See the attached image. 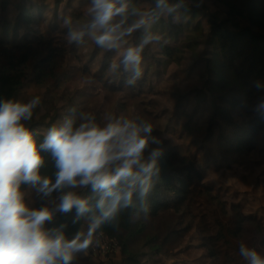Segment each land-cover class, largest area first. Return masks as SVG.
<instances>
[{
  "label": "trees",
  "instance_id": "16d2710c",
  "mask_svg": "<svg viewBox=\"0 0 264 264\" xmlns=\"http://www.w3.org/2000/svg\"><path fill=\"white\" fill-rule=\"evenodd\" d=\"M136 1L140 0H127V3ZM252 1L253 11L247 13L241 11L235 1L226 2L230 13L239 19L245 17L250 24L246 28L235 25L237 29L229 27L227 20L217 13L205 18L206 13L184 4L183 9L190 13L189 21L177 25V12L173 11L158 33L151 28L153 34H148V21L140 11L133 13L124 27H132L141 18L146 23L123 37L121 43L136 46L145 37L150 36L152 40L144 48L142 78L132 86L127 85L125 79H130L133 71L124 73L120 67L114 70L116 50L107 52L97 48L87 35L80 44L69 43V27H83L90 19L88 16L65 12L59 18L61 0H57L51 15L40 6L27 7L23 2L13 4L17 11L13 29L8 27L0 32V99L25 102V96L40 97L33 118L23 121L38 145L60 119L59 104L63 101L69 100L75 108L76 119H71L76 123L80 122L82 112L93 114L89 101L76 103L67 97L66 88L72 80H87L94 90L101 85L110 97L124 93V105L129 102L135 112L140 107L141 120L155 124L158 118H167L168 137L161 138L156 127L152 136L157 137L160 144L157 146L150 140L148 146L150 150L159 148L162 152L156 157L159 171L152 177L149 193L143 199L134 195L133 203L120 207L114 220L105 221L96 228L116 239L120 255L126 257L128 264H140V252L133 248V241L151 225L155 216L187 206L192 210L194 221L204 225L210 234V240L201 237L203 242L199 243V248L206 253L202 264H242L239 245L256 247L257 242L250 240L254 234L261 237L264 244V209L258 210L261 203L255 206L248 203L257 200L255 191H238L222 181L227 180L226 174L234 167L239 154L256 153L264 157V109L259 107L264 101V0ZM10 4L11 0H0V10L6 12ZM66 18L70 23H65ZM155 37L161 39L157 53L153 50ZM101 50L102 56L99 55ZM69 60L76 61L70 69ZM158 65L163 70L174 66L177 71L173 77L193 82L191 89L174 94L148 85L147 70ZM230 76L236 77L242 88L234 87L225 92L224 79ZM28 82L48 90L45 95L39 91L33 96L26 95L21 90ZM158 96L168 98L169 108H162L161 101L155 98ZM192 101L194 109L189 115L187 107ZM202 106L210 111L208 125L203 128L198 123ZM235 107L244 113L248 123L227 133L222 129L230 123L225 112L230 113ZM187 117L185 126L178 127L177 121ZM41 155L44 162L40 175L54 182V160L48 152L41 151ZM73 190L65 188L52 193ZM82 198L89 202L88 215L100 217L101 210L97 207L100 193L94 192L89 185L84 187ZM201 199L206 200L205 208L201 206ZM258 199L264 203V198ZM145 206L148 212L144 211ZM70 212L61 214L45 230L51 234L61 232L66 240L75 239L81 230V219L73 218ZM117 224L120 226L116 228ZM192 249L187 247L188 251ZM75 261L76 257L71 264Z\"/></svg>",
  "mask_w": 264,
  "mask_h": 264
},
{
  "label": "clouds",
  "instance_id": "9594fccd",
  "mask_svg": "<svg viewBox=\"0 0 264 264\" xmlns=\"http://www.w3.org/2000/svg\"><path fill=\"white\" fill-rule=\"evenodd\" d=\"M157 7L169 13L175 10L166 0H157ZM127 11V0H90V19L81 28L69 27V43L80 44L87 35L99 49L119 50L123 37L146 23L141 18L124 28V21L117 18ZM65 23H70L69 19ZM151 40L145 37L139 45L125 47L120 54L114 70L123 65L124 72H134L125 79L127 85H135L142 77L144 48ZM40 102L39 96L27 102L0 99V264H71L73 253L92 243V231L114 220L120 207L133 203L134 195L141 199L147 196L152 177L159 171L156 157L161 150H151L147 157L145 151L150 140L157 145L160 140L152 136V124L138 117L111 115L101 124L94 114L82 112L79 123L67 118L61 125L51 126L38 145L23 121L33 118ZM259 107L264 109V101ZM41 151L50 153L54 160V182L40 175L44 162ZM21 184L38 186L44 196L91 185L94 192L100 193L97 207L101 216L94 218L88 237L66 240L61 232L51 234L45 230L53 211L47 207L28 208ZM73 209L77 216H83L90 211L88 200L73 191L63 192L56 210L69 213ZM144 211H149L147 206ZM239 253L247 264H264V254L244 243H240Z\"/></svg>",
  "mask_w": 264,
  "mask_h": 264
},
{
  "label": "rangeland",
  "instance_id": "374dc122",
  "mask_svg": "<svg viewBox=\"0 0 264 264\" xmlns=\"http://www.w3.org/2000/svg\"><path fill=\"white\" fill-rule=\"evenodd\" d=\"M229 0H170L167 5L175 6L177 12V25L183 24L190 20V13L183 9V5L186 4L192 8H195L201 12L206 13L205 18H207L210 13H217L224 20H227L229 27L237 29L235 25H240L242 28L249 27L250 24L248 20L244 18H237L227 9L226 2ZM239 7L241 11L247 13L248 11H253V1L252 0H233ZM16 2H23L27 7L40 6L49 14H53L55 10V4L57 0H11V4L6 12L0 10V28H3L0 32L7 29L8 27L13 29V24L16 20L17 11L13 7ZM61 5L59 8L58 17L65 12L70 14H84L88 16V6L90 0H61ZM70 4V5H69ZM136 11H140L141 15L145 17L150 25V31L148 34H153L151 28L154 32L158 33L165 21L168 20L170 13L166 9L157 7V0H140L139 2H129L128 11L124 17H118L117 20L128 21L130 17ZM89 17V16H88ZM124 28H129L125 26ZM24 31H27L26 27H23ZM161 39L155 37L153 50L155 53L159 51V43ZM131 45H124L121 43L119 50H116L113 55V65L115 66L120 58V54L123 53L125 47H130ZM92 51V50H91ZM90 51V52H91ZM102 50L99 51V55L102 56ZM209 54V53H208ZM76 61L69 60L67 66L70 68L75 66ZM161 62V61H160ZM122 72L123 65H120ZM177 69L174 66L163 70L161 65L156 68H150L147 70L148 73V85H155L159 90H169L174 94H180L187 92L191 89L193 82L183 81L178 78H174L173 75L176 73ZM125 73V72H124ZM142 78V77H141ZM140 78V79H141ZM224 88L225 92H229L231 88H242L240 81L233 76L226 77ZM89 81L72 80L66 88V95L69 98L75 100L76 103H80L82 100L89 101L88 106L90 107L92 113L98 116V123H103L109 116H127V117H138L140 115V107L138 111H134L132 104L124 105V93H119L113 97L107 96L104 92L103 86L98 85L96 90L90 89ZM61 88L64 86L59 84ZM41 88L35 86L33 83L28 82L25 89L21 92L33 96L40 92V94L45 95L48 88L40 86ZM126 96V95H125ZM157 100L161 101L163 109H167L170 106L168 98H163L162 96L155 97ZM28 96L24 97V101L27 102ZM60 105L61 112L58 111L60 119L55 125H61L65 118H74L75 108L72 107L71 102L65 100ZM123 105L125 106L123 108ZM194 102L192 101L190 106L187 107V112L190 115L193 112ZM121 107L122 109H119ZM210 111L206 106H202V111H200L198 123L199 127L203 128L208 125ZM225 118L230 122L226 126H223V130L227 133L233 131L237 127H245L248 122H245L244 113L238 109L233 108L232 112H225ZM189 118H184L183 120H178V127H184ZM245 122V123H244ZM153 128L160 132L161 138H167L169 134L167 118L160 117L155 120V124L151 123ZM162 142V140H161ZM157 145V144H156ZM159 146V145H157ZM150 149H146L145 156L147 157ZM227 180H222L226 182L225 184L234 188L238 191H251L257 196V200H252L249 205H256L261 203V207L258 208L259 211L264 209V203L262 199L264 198V157L256 153H241L239 154L234 167L229 170L226 174ZM20 190L23 193L25 204L30 209H39L43 207L49 208L53 211L52 220L46 222V227L48 224L56 221L61 213L56 210L59 204V198L62 193H51L48 196H44L43 193L38 191L37 187H32L28 184H21ZM73 192L77 195L83 197L84 187H76ZM254 198V197H253ZM252 198V199H253ZM201 206L205 208L207 206L206 200H200ZM245 203L246 199H245ZM70 214L73 218L78 217L81 219V230L76 235L80 237L82 241L89 235L90 228L92 226L94 216H89L85 213L83 216H77L76 211H71ZM218 222L226 224L223 219H218ZM120 224L116 225V228ZM112 233L114 230L111 231ZM210 234L207 232L206 227L198 222L194 221V216L190 207L174 209L169 212H162L155 216L152 220L151 225H149L145 231L138 235L133 241V248L140 252L139 262L140 264H202V258L206 253L199 248V243L202 241L201 237L209 238ZM257 242L256 247H254L258 252L264 254V244L262 243V238L256 234L250 238V240ZM92 243L87 249L74 252L73 258H77V261L72 264H128L126 262V257L120 255L119 245L117 241L111 237L107 232L98 229L91 232ZM203 242V241H202ZM193 248L188 251L187 247ZM219 247V245H218ZM194 248H199L195 250ZM220 249L223 250V245L220 244ZM75 254V255H74ZM79 258V260H78ZM242 264H247L244 259L241 260Z\"/></svg>",
  "mask_w": 264,
  "mask_h": 264
},
{
  "label": "built area",
  "instance_id": "2783aa9c",
  "mask_svg": "<svg viewBox=\"0 0 264 264\" xmlns=\"http://www.w3.org/2000/svg\"><path fill=\"white\" fill-rule=\"evenodd\" d=\"M116 240V239H115Z\"/></svg>",
  "mask_w": 264,
  "mask_h": 264
}]
</instances>
